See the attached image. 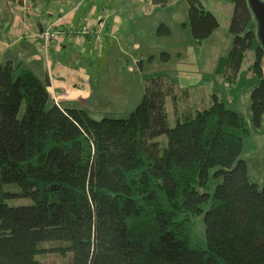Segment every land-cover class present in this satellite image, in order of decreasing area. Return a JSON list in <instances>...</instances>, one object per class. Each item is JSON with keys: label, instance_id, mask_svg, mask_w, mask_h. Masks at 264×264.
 Here are the masks:
<instances>
[{"label": "trees", "instance_id": "trees-1", "mask_svg": "<svg viewBox=\"0 0 264 264\" xmlns=\"http://www.w3.org/2000/svg\"><path fill=\"white\" fill-rule=\"evenodd\" d=\"M187 1L191 34L202 44L219 22L200 0ZM231 1L232 48L216 72L235 79L253 49L252 123L217 96L180 116L176 85L163 77L147 79L128 118L96 120L54 103L49 78L0 62V185L20 188L6 197L32 201L0 199V264H44L37 256L48 241L65 243L57 251L73 264H264V184L249 180L240 158L264 118V47L249 1ZM212 180H221L213 192ZM202 214L206 248L194 239L192 217Z\"/></svg>", "mask_w": 264, "mask_h": 264}, {"label": "rangeland", "instance_id": "rangeland-1", "mask_svg": "<svg viewBox=\"0 0 264 264\" xmlns=\"http://www.w3.org/2000/svg\"><path fill=\"white\" fill-rule=\"evenodd\" d=\"M213 1H206V9L215 13L219 27L202 44H198L191 34L188 16L190 5L187 0H175L165 7L128 3L123 13L125 18L120 31L121 36L117 39L122 40L123 45H127L129 49L126 54L116 51L110 55L109 60L106 55L99 61L95 60L99 63V68L95 72L99 74L94 75L95 82H100L102 74L104 77L110 76L114 81L122 76L129 82L124 86L127 92L122 100L108 106L93 100V106L89 107L90 116L96 120L128 118L143 98L147 79L163 77L178 88L180 116L190 107L194 112L198 108L209 107L213 96H217L228 109L242 114L252 123L251 94L259 83V78L249 70L254 57L253 49L245 54L235 79L229 81L216 72L217 61L221 57H227L232 48L233 36L229 26L233 3L231 0ZM162 24L170 29L169 35L158 34L157 31ZM184 81L191 85L185 89L189 92V97L179 88ZM98 87L100 90L101 86ZM100 95L97 94L101 97ZM174 110L171 101L168 106L171 127L176 125ZM157 141L165 147L167 137L163 135ZM240 158L247 163L249 180L261 189L264 184V118L260 127L253 125L252 134L244 139ZM220 182L221 180L211 181L212 192ZM19 192L20 188L17 185H0V199L10 206L32 204L30 199L6 197V194ZM208 208L209 204L204 205V212ZM192 220L194 239L197 244L206 248L203 214L193 216ZM63 246L66 244L58 241L43 242L39 247L44 252L38 255L37 259L44 264H73L70 253L61 254L57 251Z\"/></svg>", "mask_w": 264, "mask_h": 264}, {"label": "crops", "instance_id": "crops-1", "mask_svg": "<svg viewBox=\"0 0 264 264\" xmlns=\"http://www.w3.org/2000/svg\"><path fill=\"white\" fill-rule=\"evenodd\" d=\"M200 1L206 9L207 0ZM128 3L153 6L152 0H0V62L21 63L39 78H49L51 100L61 108L84 109L90 113L93 100L107 106L119 102L129 82L122 76L114 81L103 74L100 82H95L94 75L99 74L95 72L99 68L95 60L105 55L109 60L116 51L127 53L129 47L117 37L121 36ZM48 24L69 31V36L63 43L52 41L45 49L38 41V34ZM83 29L87 33L75 35L74 32ZM185 81L180 82L182 90L191 86ZM169 102L170 99L167 110Z\"/></svg>", "mask_w": 264, "mask_h": 264}, {"label": "built area", "instance_id": "built-area-1", "mask_svg": "<svg viewBox=\"0 0 264 264\" xmlns=\"http://www.w3.org/2000/svg\"><path fill=\"white\" fill-rule=\"evenodd\" d=\"M87 29H83L81 31L74 32L77 36H82L87 33ZM69 31L59 28L54 24H48L45 26L38 34V41L42 44V46L46 49L52 41H56L59 43H63L67 37ZM98 39L100 36L97 37Z\"/></svg>", "mask_w": 264, "mask_h": 264}, {"label": "water", "instance_id": "water-1", "mask_svg": "<svg viewBox=\"0 0 264 264\" xmlns=\"http://www.w3.org/2000/svg\"><path fill=\"white\" fill-rule=\"evenodd\" d=\"M251 10L257 21V33L259 40L264 47V1L263 0H248Z\"/></svg>", "mask_w": 264, "mask_h": 264}]
</instances>
